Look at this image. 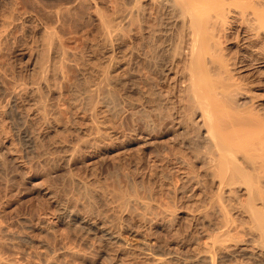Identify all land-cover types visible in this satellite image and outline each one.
Segmentation results:
<instances>
[{"label":"rangeland","instance_id":"1","mask_svg":"<svg viewBox=\"0 0 264 264\" xmlns=\"http://www.w3.org/2000/svg\"><path fill=\"white\" fill-rule=\"evenodd\" d=\"M156 3L0 0V30H7L0 39V264H192L193 259L199 260L196 264H205L208 240L204 213L210 196L217 194V183L207 175L203 152L187 145L188 137L195 135L181 134L184 126L193 132V123H201V116L192 118L186 109H179L184 108L177 95L180 69L186 62V56H178L176 50L181 25L169 19V11ZM233 21L230 19L223 39L228 58L244 51L245 32ZM44 29L54 34L53 41L45 39ZM182 45L186 53V44ZM63 49L72 56L61 64ZM41 63L42 67L47 64L43 78L49 88H40L45 91L33 95L16 91L15 86L21 83L23 87L40 86ZM83 69H94L97 75H82ZM101 69L110 75L102 82L101 91L88 99L73 89L95 83ZM263 69V65L254 64L246 71L238 70L236 77L241 75L239 81H246L244 85L248 84L251 92L263 93L254 85L264 81ZM39 100L46 103L43 113L50 114L52 125L58 126L52 129L43 120H35L33 125L40 135L36 142L19 112L33 108ZM258 102L264 104L257 99L255 106ZM90 131L101 135L100 141L90 146L84 159L76 154V160L73 156L70 161L75 176L88 177V204L78 192L74 198L71 191L61 190L63 178L70 174V166L61 164L63 155L54 153L46 161L38 153L43 147L52 148L58 140L85 138ZM112 184L121 187L127 198L134 197L129 198L134 202L131 204L129 199L122 200L130 204L125 206L129 212L120 207L121 200L110 195ZM228 191L227 196L235 202L245 198L244 186L234 189L232 195ZM50 193L62 197L80 218L60 219L59 205ZM68 195L74 200H68ZM77 197L81 199L75 200ZM137 201L148 202L152 208L145 204L146 209L140 202L137 205ZM136 206L150 215L142 212L146 217L139 215V220L143 209L135 210ZM124 225L140 234L126 235ZM108 231H117L119 238L111 239ZM230 247L232 257H218L216 264H264V257L249 255L243 244L230 243Z\"/></svg>","mask_w":264,"mask_h":264},{"label":"bare ground","instance_id":"2","mask_svg":"<svg viewBox=\"0 0 264 264\" xmlns=\"http://www.w3.org/2000/svg\"><path fill=\"white\" fill-rule=\"evenodd\" d=\"M155 2H157L156 5L159 4L158 6L160 8L164 7L167 9V11H169L168 12L169 16H171V17H168L169 19L173 18V20L175 22H179L181 25V30L179 33L180 34V38H179L180 43L176 44V45H178L176 50H177L178 56H181V57H182V55L186 56V62L184 65L182 64L183 67L181 66L182 68L180 69L181 82H179L180 83L179 85H181V86H180V88H178L180 93L178 94V92H177V95H179V97H180L179 99L184 103V106L182 105L184 108L181 107L179 109H182V110L186 109V111H187L186 114H188L187 116H190V117H192L194 115H200L201 116L200 117L201 123L197 122L198 124H196V125H194V123H193V126H196L195 130L193 132H191L192 129L189 132L187 130V127L184 128L185 127L184 126L183 127L184 130L181 134L182 135H191V136L195 135L192 138L188 137L187 145L191 149H195L193 151H198V152L202 151L203 152V154H204L203 156H205L204 158L206 161L205 169H206L207 175H209L212 179L216 180V183H217V190H218L216 192L217 194L216 195L214 194L213 197L210 196L211 197V199H210L211 203H209L210 205H208V207H209L207 209L208 211L207 212L205 211L206 214L204 213V215H205L204 218L206 220V222H205L206 228L204 229V231H206V233H207V234L206 233L205 234L207 235L206 239L208 240L207 245H206L207 246V249H206L207 253H205L206 256L204 255L205 256L204 259L207 262V263L205 262V264H216L215 261H216V258H218V257H220V258H222L223 256L224 257H228V256L232 257V255H230V252L233 251V248H232L233 246L231 244L232 247H230V243H234V244H236V246L238 244H243L245 246V248L248 249L249 255L251 253V256H253V257H254V255L264 257V104L258 102V105L255 106V104H256L255 100L256 101H257V99L264 100V92L263 93H257L258 91L257 92L254 91L257 94L251 92L252 90H250L248 88L249 86H246L248 84L244 85V83L246 81L243 83L241 81H239L241 79V78L238 79L239 76H241V75H239L240 73L238 74L239 75L238 78L236 77V73L238 70L246 71L247 69H250L254 64H258V63L264 66V0H157V1L155 0ZM158 6H156V7H158ZM158 15H160V14H158ZM18 18H20V17H18ZM157 19H159V18H157ZM230 19L240 23L242 30H244V32H245L244 33L245 35L242 39L244 51H242L240 54H237L235 56L232 54L234 56L233 58H228L226 56V52L224 53V51H225L224 47L225 46L223 47V45H225V44H223V42L226 39L227 31H229L228 29H230L229 28ZM173 20H170V21H173ZM160 21H161V19H160ZM169 25H172V24L169 23ZM176 28H178V27H176ZM151 30H153V29H151ZM6 31H7L6 29L0 30V39L4 36ZM106 31H108V30H106ZM144 32H145V30H144ZM167 32H169V31H167ZM43 34L45 35V39L47 41H50V42L53 41V38L55 37L51 31L46 30V29H44ZM107 37H109V36L107 35ZM146 37H148V36H146ZM181 38H182V40H181ZM152 39L155 40L154 38H152ZM146 42H147V40H146ZM182 42L186 44V46H185L186 53L184 51V47H183L184 45H182ZM146 47L147 46H145V48ZM151 47H153V45ZM167 47H168V45H167ZM60 55H61V57H60L61 58V60H60L61 64L65 63V61L70 59V57L72 56L70 51H68V50L66 51L64 49L62 50V54H60ZM144 56H146V55H144ZM153 56H154V54H153ZM113 61H114V59H113ZM42 62H43V60H42ZM149 65H150V63H149ZM178 65H180V64H178ZM45 66H43V67H45ZM43 67H42V63H41L40 78L38 79L39 82L37 81L40 86H34V85L25 86L24 85V87H23V85L21 83V84H17L15 86V90L16 91L22 90L25 93H30L31 95H33V94H36L40 88H46V87L49 88V85H48L49 83H47L48 81L46 82V80H44V78H43L44 74H46V72L48 70L46 68H43ZM93 70L83 69L81 72L83 73L82 75H87L86 73H90V74L93 73L94 75L95 74L97 75V73L94 72ZM101 70L102 71H100V70L97 71L99 73L98 75L100 77L98 76V78H97L98 80H96L95 83L93 82L94 84L91 83L92 85L88 84L85 87L82 86L83 88H80V89H77V86L76 87L72 86L73 89L78 91V93H80V95L84 96V98L86 96L88 99L90 96H93L92 94L94 92L101 91L102 86H103L102 84L104 83L103 81H106L108 79L106 77V75L108 74L106 72V70L105 69H101ZM176 72H177V70H176ZM249 76H251V75H249ZM61 77H62V75H61ZM58 78H59V76H58ZM87 78H89V77H87ZM179 78H180V76H179ZM254 85H255V87H258V89L260 91H264V81L263 80H262V82H260V80H259V83H256ZM254 85H253V88H254ZM41 90H43V89H41ZM41 90H39V91L41 92ZM43 91H45V90H43ZM76 91H74V92H76ZM9 92L12 93L11 91H9ZM20 93H22V92H20ZM7 95H9V94H7ZM80 95H78V96H80ZM35 103L36 104L34 105L33 108H31V109L28 108L29 111L27 109H24V110H21L19 113H21L22 120H24V124L27 126L28 130L30 131V134L33 135L31 137H33L34 141L37 142V139H40V138H37V135H39V132L36 131V129H38V128L35 127L36 128L35 129L34 125H33L34 122L37 121V119H41L39 121L43 120V122L45 124H47L49 128H52V129L57 127L58 125L53 126L52 121H51L52 116L50 114H45V112L43 113V109H41V108H42V106L44 107L46 105V103H44V105H43L42 100H39V102H35ZM173 106H175V105H173ZM51 112H52V110H51ZM154 116H156V115H154ZM151 117H149V118H151ZM161 117H163V116H161ZM173 117H175V116H173ZM182 117H184V116H182ZM190 117H188V118H190ZM194 117H192V118H194ZM179 118H180V116H179ZM186 118H185V120H186ZM180 120L182 121V119H180ZM188 120H186V121L188 122ZM193 120H195V119H193ZM186 121H184V122H186ZM184 122H182V124ZM44 123H42V124H44ZM143 123H145V122H143ZM164 123H165V121H164ZM188 125H190V123ZM177 126H178V124H177ZM158 127H156V128H158ZM152 129H154V128H152ZM149 131H151V130H149ZM156 131H159V130L157 129ZM160 132H162V131H160ZM97 133H98V131H97ZM175 134H177V133H175ZM100 136L101 135H97L95 133V131H90L85 138H73L70 141H66V142L62 141L63 139L58 140L55 143L53 142L54 143V144H52V145H54L53 147H52V145H50L52 148L48 147V149L47 148L44 149V147H43L42 149H40V151L38 153V157L40 159H43L46 161L48 159H50L54 153L58 152V153H61V156L63 155L61 158V160H62L61 164L64 165L63 167H65V165L70 166V174L66 175L63 178L64 182H63L62 186L64 188H62L61 186H57V187H59V188L61 187L62 188L61 190H64L66 188L65 190L68 193H69V191H71L72 194H70V195H74L73 196L74 198H76L75 193L78 192L77 196L79 194H81L82 200H85V203H88V200H90L88 197V193H87V192L91 191V190L88 191L89 185L87 183L88 181H86L88 177H86V179H85L82 176L81 177L75 176L74 168L72 167V165L74 163H72V165H70L71 164L70 161H71V158L73 156H74L73 159L75 158L76 154H79L78 158L84 159L83 156L87 152H89V148H90V146L93 145V143H97ZM182 139H184L183 136H182ZM36 144H38V143H36ZM38 146H40V145H38ZM185 147H187V146H185ZM36 150H37V148H36ZM199 155H202V154H199ZM198 157H200V156H198ZM75 160L76 159H74V161ZM207 175L205 177H207ZM112 186H113V184H112ZM242 186H244V188H245V191H243V192H245V198L244 199H242L238 202L237 201L235 202L234 201V200H236L235 198L227 196L228 190L230 191V194L231 193L233 194L234 189H238L239 187H242ZM115 187L113 186V188L110 189V195L112 196V198H115L114 200H117L118 202L121 200V203L119 202L120 207L124 206V208H125V206H127V205L129 206L131 204V202L134 203L133 201H131L129 199V198H131L130 197L131 195L129 196V198H127L126 194L124 193L125 191L121 190L122 189L121 187H120L121 189L118 187H116V188ZM106 190H107V188H106ZM67 192H65V194H67ZM55 193L59 194L60 192H58V190H57V192H55ZM90 193H92V192H90ZM58 194L56 195V194L50 193L51 197L54 198L56 200L57 205H59V218L63 219V220L67 216H70L71 218H80L78 216V214L70 208V206L67 204V202H65V200H61L62 197L58 196ZM90 197L93 199V194ZM137 197H139V196H137ZM204 197L206 198V196H204ZM236 197H240V196L237 195ZM69 198H72V196H69L68 200H69ZM74 198H72V201L74 200ZM132 198H134V197H132ZM80 199H81V197H80ZM80 199H78V197H77V199H75V200H80ZM122 200H124V201L128 200V202H130V201L131 202H130V204L128 202H127L128 204H126ZM137 200H139V199L137 198ZM78 202H80V201H78ZM137 202H138L137 205L140 203H143L144 204L143 207H145L147 209L145 204H147L148 202H140V201H137ZM205 202H207V201H205ZM122 203H125V205H123ZM88 204H90V203H88ZM88 204H86V205H88ZM114 204H116V203H114ZM93 205H95V204H93ZM158 205L160 206V204H158ZM147 206L151 207L152 205L150 206V203H149V204H147ZM118 208H119V206H118ZM122 208H121V210H122L121 214L123 213ZM127 208L130 209V207H127ZM145 208H142L140 206V208L138 209L136 206V209H135L138 211L143 209V211L141 210V212L138 214V216L140 215L141 217H144L143 219H145V217H146L142 213V212H144V214L146 213ZM164 208H166V207H163V209ZM133 210H134V208H133ZM166 210H168V209L166 208ZM124 211H127L126 208L124 209ZM129 211H127V212H129ZM203 211H204V209H203ZM134 212H136V211H134ZM149 212L150 211H147L148 214H149ZM141 213H142V215H141ZM151 213L155 214L153 212H151ZM116 215H117V213H116ZM140 216H139V220L141 218ZM115 217H113V218H115ZM165 217H166V214H165ZM81 221H82V219H81ZM109 221H111V219ZM113 221H114V219L111 222H113ZM104 222H106V221L104 220ZM120 226H122V225H120ZM115 227H117V225H115ZM113 228H114V226H113ZM122 230H123V228H122ZM135 231H137V230H135ZM135 231L133 228L131 230L130 228L126 227L125 234L126 235L137 234V232H135ZM116 233H118V232L116 231ZM116 233L112 232V231H108V235L110 236L111 239L112 238H116V239L119 238L120 235L118 236V234H116ZM120 233L121 232H119V234ZM138 234H140L139 231H138ZM68 246H70V245H68ZM245 248L242 247L241 249H245ZM70 249H71V247L69 248V251H70ZM231 249H232V251H231ZM72 251H73V249L71 250V252ZM244 251L247 252L246 249ZM244 254H246V253H244ZM196 258H198V257H196ZM202 259H203V257H202ZM164 260H162V261H164ZM195 260L196 259L191 260L192 264L199 261V260H196V261ZM158 261L161 262L160 260H158ZM188 262L186 261V263H188ZM161 264H162V262H161ZM188 264H190V263H188ZM244 264H250V263H244Z\"/></svg>","mask_w":264,"mask_h":264}]
</instances>
